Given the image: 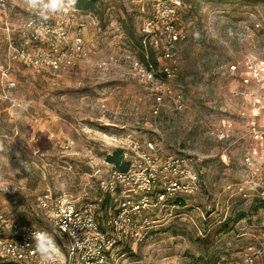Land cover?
<instances>
[{
  "label": "rangeland",
  "instance_id": "rangeland-1",
  "mask_svg": "<svg viewBox=\"0 0 264 264\" xmlns=\"http://www.w3.org/2000/svg\"><path fill=\"white\" fill-rule=\"evenodd\" d=\"M95 1L90 12L71 9L42 21L24 0H0V222L14 218L49 232L65 255V240L38 199L66 193L94 203L109 175L106 158L132 153V142L142 150L150 143L159 167L187 160L198 189L157 203L170 180L162 175L152 202L132 213L140 235L123 241L109 264H223L240 261L249 248L264 249V204L237 193L246 145L239 114L264 105V84L246 87L240 74H229L231 65L264 59V0H161L178 5L184 36L177 76L164 84L147 78L143 55L157 56L141 48L152 0ZM31 21L63 28L59 51L76 48L79 36L80 52L70 50L76 65L54 72L32 64L40 48L46 58L52 49L31 38ZM157 62L160 75L163 62ZM223 118L236 130L219 141L210 131ZM127 188L118 186L98 211L107 231L119 204H138ZM254 264H264V252Z\"/></svg>",
  "mask_w": 264,
  "mask_h": 264
},
{
  "label": "built area",
  "instance_id": "built-area-1",
  "mask_svg": "<svg viewBox=\"0 0 264 264\" xmlns=\"http://www.w3.org/2000/svg\"><path fill=\"white\" fill-rule=\"evenodd\" d=\"M151 2L153 16L147 18L142 27L143 48L145 51L154 52L157 60L163 62V66L158 75L157 69L147 62V78L149 80L160 78V82L164 84L177 76L176 55L178 45L184 40V36L178 26L179 11L176 7L178 5L165 7L161 0ZM27 27L31 30L32 39L44 40V45H50L52 49L50 57L46 58L43 49L40 48L37 57L31 61L32 64L38 68L46 66L54 72L61 70L65 64L76 65L72 53L75 50L78 53L82 48L83 41L79 36L75 41L76 48L66 47L59 51L57 44H62L66 40L63 28H55L48 22L34 21H31ZM21 57L25 59L26 56L22 53ZM146 59H149L148 55ZM24 62L28 63L27 59ZM240 67L231 65L229 74L235 76L240 74L246 87L254 83L264 84V59L249 60ZM160 101L161 99L158 98V102ZM239 116L246 123V129L243 131L246 145L242 152L244 180L237 185V193L244 199L253 197L264 204V105L258 101L251 115L243 111ZM219 124L216 129L210 131V135L219 141L228 140L230 133L235 132L236 128L225 118ZM129 149L132 153L120 150L123 161L130 163L126 173L119 171L107 160L103 162L110 171L109 175L102 178L99 183L101 194L98 200L94 201L96 204L90 197L87 198L90 202L85 203L66 193L57 196L48 193L38 199L39 207L44 211L51 226L65 240L64 264H109L114 250L123 241L140 235L139 226L132 213L143 210L152 202L153 193L162 175H169L170 180L165 178L162 191L157 194V203H162L177 194L186 195L190 190L198 189V175L188 167L187 160L169 161L159 167L155 163L156 150L152 144L149 143L142 150L132 142ZM128 156L131 157L130 160ZM118 186L125 188L129 186L125 191L139 196L140 199L133 207L130 201L119 204L116 213L109 220L110 228L107 231L101 227L98 211L110 201L111 196L118 194ZM0 230L4 234H11L10 237L0 238V261L40 264V257L33 252L34 242L30 239V232L34 229L10 218L0 222ZM263 252V248L258 249L257 252L249 248V253L240 261H227L223 264H254L255 258Z\"/></svg>",
  "mask_w": 264,
  "mask_h": 264
},
{
  "label": "clouds",
  "instance_id": "clouds-1",
  "mask_svg": "<svg viewBox=\"0 0 264 264\" xmlns=\"http://www.w3.org/2000/svg\"><path fill=\"white\" fill-rule=\"evenodd\" d=\"M27 7L42 21L51 16L67 13L75 7L77 0H24ZM198 37V34H197ZM0 145V150H2ZM19 157V153L16 154ZM23 167V161L19 160ZM19 172V168L16 169ZM33 252L40 257V264H64V253L55 238L47 231H31Z\"/></svg>",
  "mask_w": 264,
  "mask_h": 264
},
{
  "label": "trees",
  "instance_id": "trees-1",
  "mask_svg": "<svg viewBox=\"0 0 264 264\" xmlns=\"http://www.w3.org/2000/svg\"><path fill=\"white\" fill-rule=\"evenodd\" d=\"M95 0H77L75 7L73 9L75 10H79V11H84V12H90L93 10L94 6H95ZM141 48L143 49V46L141 44ZM151 55H149V59L146 60L145 55H143V60L145 62V64H147V62H150L156 69H158V62L154 57H150ZM107 162H109L110 164L116 166L118 168L119 171L126 173L130 167V163H126L123 161V156H122V152L121 151H115L113 154L109 155L106 158ZM178 204L182 205L183 202H178ZM244 215H240V217L237 219V221L241 220ZM101 223V222H100ZM101 227L103 228L102 224ZM5 237V234L0 230V238Z\"/></svg>",
  "mask_w": 264,
  "mask_h": 264
}]
</instances>
